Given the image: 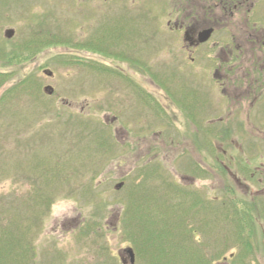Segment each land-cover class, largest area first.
<instances>
[{"label": "rangeland", "instance_id": "1", "mask_svg": "<svg viewBox=\"0 0 264 264\" xmlns=\"http://www.w3.org/2000/svg\"><path fill=\"white\" fill-rule=\"evenodd\" d=\"M182 1L0 0V264H264V158L193 123L197 56L166 25ZM128 50L149 64L131 89Z\"/></svg>", "mask_w": 264, "mask_h": 264}, {"label": "flooded vegetation", "instance_id": "2", "mask_svg": "<svg viewBox=\"0 0 264 264\" xmlns=\"http://www.w3.org/2000/svg\"><path fill=\"white\" fill-rule=\"evenodd\" d=\"M104 1L122 5L125 0ZM134 13V6L128 4L126 10L116 14L117 23H120L121 18V23L127 20L132 25ZM171 18L166 25L171 26L172 22L173 29L181 33L182 50L197 56L190 58L191 63L196 65L193 68L194 84L191 92L193 106L190 107L193 123L195 126L205 124L211 128L227 127L230 133L232 126L239 127L242 137L246 139L245 148L254 154L253 157H245L264 158V154H257L258 149L263 148L264 151V0H184L178 5L173 20ZM206 32L209 36L202 42ZM120 45L124 48L122 41ZM201 50L205 52L202 55L199 54ZM139 52L136 51L140 55ZM138 54L128 50L121 59L120 55L112 57L126 64L125 69L116 65L112 73L123 80L128 89L135 84L134 76L128 75L135 74L134 65L139 64L141 73L148 74V63L139 60L137 63ZM200 60L203 64H199ZM139 90L143 95H149ZM149 96L147 103L153 102L159 113L164 112L158 101ZM222 137H218L219 142L223 141ZM211 152L216 153L217 157L226 155L221 145L214 147ZM222 167L226 169L224 165ZM126 259L127 256L122 257V264H126Z\"/></svg>", "mask_w": 264, "mask_h": 264}, {"label": "water", "instance_id": "3", "mask_svg": "<svg viewBox=\"0 0 264 264\" xmlns=\"http://www.w3.org/2000/svg\"><path fill=\"white\" fill-rule=\"evenodd\" d=\"M12 36H13V30H6L5 31V37L7 39H10ZM208 36H209V34H208V32H206L204 34L203 40H201V41L202 42L205 41L208 38ZM43 73L45 75H47V76H51V73L48 72V71H44ZM52 91H53V89L51 87H49V86H47V87L44 88V92L46 94H48V95H51L52 94ZM120 187H121V185L119 184V185L115 186V189H119ZM123 253L127 255V257H128V263L129 264H134L135 260H134V253H133L132 249L128 248V249L124 250Z\"/></svg>", "mask_w": 264, "mask_h": 264}, {"label": "trees", "instance_id": "4", "mask_svg": "<svg viewBox=\"0 0 264 264\" xmlns=\"http://www.w3.org/2000/svg\"><path fill=\"white\" fill-rule=\"evenodd\" d=\"M198 204L200 205V202H198ZM244 213H242V214H239V212H237V211H235V215L236 216H239V218H238V220H235V222H234V224H236V226L237 227H239V225H240V229H242V228H244V226H243V224H242V222L244 223V222H246L247 223V221L245 220V219H247L246 217H247V214L249 213V209H247V208H244ZM232 213V212H231ZM242 218V219H241ZM245 220V221H244ZM177 225V224H176ZM249 251V250H248ZM195 255H194V257L196 258L195 260H196V264H213V263H211V258L210 259H208V260H204V258H203V256L201 255V254H197L196 252L194 253Z\"/></svg>", "mask_w": 264, "mask_h": 264}]
</instances>
